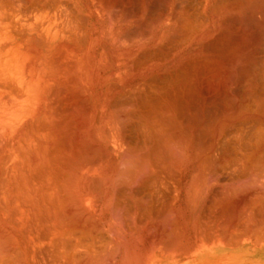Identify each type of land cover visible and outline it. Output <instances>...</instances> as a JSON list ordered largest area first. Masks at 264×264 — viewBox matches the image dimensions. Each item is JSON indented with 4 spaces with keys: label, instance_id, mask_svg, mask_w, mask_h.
Masks as SVG:
<instances>
[{
    "label": "bare ground",
    "instance_id": "6f19581e",
    "mask_svg": "<svg viewBox=\"0 0 264 264\" xmlns=\"http://www.w3.org/2000/svg\"><path fill=\"white\" fill-rule=\"evenodd\" d=\"M0 264H264V0H0Z\"/></svg>",
    "mask_w": 264,
    "mask_h": 264
}]
</instances>
